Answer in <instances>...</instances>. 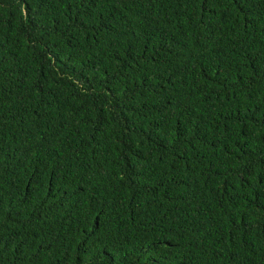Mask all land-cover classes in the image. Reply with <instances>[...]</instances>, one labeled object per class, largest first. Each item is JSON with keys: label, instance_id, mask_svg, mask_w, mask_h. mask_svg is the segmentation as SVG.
I'll list each match as a JSON object with an SVG mask.
<instances>
[{"label": "trees", "instance_id": "1", "mask_svg": "<svg viewBox=\"0 0 264 264\" xmlns=\"http://www.w3.org/2000/svg\"><path fill=\"white\" fill-rule=\"evenodd\" d=\"M0 264H264V0H0Z\"/></svg>", "mask_w": 264, "mask_h": 264}]
</instances>
